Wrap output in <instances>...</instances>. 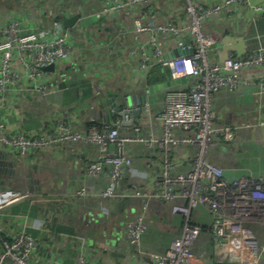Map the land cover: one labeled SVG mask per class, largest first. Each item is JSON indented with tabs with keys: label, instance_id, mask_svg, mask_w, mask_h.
<instances>
[{
	"label": "built area",
	"instance_id": "obj_1",
	"mask_svg": "<svg viewBox=\"0 0 264 264\" xmlns=\"http://www.w3.org/2000/svg\"><path fill=\"white\" fill-rule=\"evenodd\" d=\"M156 1L102 0L89 16L113 18V25L119 29L117 34L106 37V45L111 46L108 51L117 57H136V68L145 77L141 93L148 84L146 75L155 65L169 71L168 79L177 80L164 88L157 110L151 111L154 104L147 99L142 104L148 124L152 117L159 120L158 132L144 135L140 122L117 112H113L117 116L110 122L91 125L84 132L63 120L35 136L7 129L2 114L5 104L30 91H44L42 67L68 60L73 49L87 40L81 33L73 40L72 34L78 21L82 18L84 23L88 18L87 13L81 17L79 13L69 29L63 26V18L40 10L43 12L39 14H15L0 23V148L24 157L32 150L62 142L83 140L95 144L96 154L85 167L89 175L107 173V183L99 193L102 199L161 200L170 204L172 212L183 216L179 235L163 251L146 254L149 264H192L196 242L205 233L224 264H259L264 239L258 242L253 225H260L264 234V177L241 174L227 179L222 167L207 153L217 139L231 141L235 136L234 126L213 121V101L218 93L251 87L259 95L264 94V45L249 49L241 57L228 55L219 59L217 34L205 30L202 24L220 13L230 14L241 5L264 15V4L254 0H216L208 4L202 0ZM168 10L172 18H168ZM129 36L131 40H127ZM112 99L114 103L118 98ZM258 124L264 126V120ZM129 144L145 146L143 168L133 165L127 152ZM178 147L184 151L177 154ZM179 164L184 165L183 169H176ZM125 173L147 182L149 190L139 191L135 183L119 190L118 182ZM84 193L83 187L76 191L78 195ZM33 195L29 189L2 186L0 211ZM199 206L207 208L209 222L191 220L192 211ZM101 208L107 211L104 205ZM38 222L42 224V220ZM146 227L143 213L127 221L126 237L131 249L140 251ZM26 228L18 225L4 235L0 224V264H96L80 233L66 235L69 241H77L76 258L69 262L53 251L48 257L38 252V242Z\"/></svg>",
	"mask_w": 264,
	"mask_h": 264
},
{
	"label": "crops",
	"instance_id": "obj_2",
	"mask_svg": "<svg viewBox=\"0 0 264 264\" xmlns=\"http://www.w3.org/2000/svg\"><path fill=\"white\" fill-rule=\"evenodd\" d=\"M160 0H157V4ZM211 3L216 0H202ZM264 4V0H254ZM38 2V3H37ZM37 3V4H36ZM102 0H2L0 23L15 14L48 12L64 18L74 13L88 16L86 22L78 21L72 31L73 40L81 33L86 43L75 47L68 60L55 64V71H45L41 82L42 92L30 91L17 101L6 103L2 111L4 123L11 132L25 136L39 135L52 129L59 120L69 121L81 131L92 124L110 122L108 118L110 97L141 90L144 74L136 68L135 56H115L108 51L106 37L118 33L113 18H93L89 15L101 6ZM43 10V11H40ZM168 13H171L168 10ZM36 14V15H37ZM119 16H124L119 14ZM173 14L168 18H172ZM205 30L217 34V57L243 56L249 49L264 45V15L243 5L230 14L205 20ZM131 36L127 40H131ZM118 39L114 40L117 43ZM148 74V73H147ZM147 76V75H146ZM151 111L161 105L157 93ZM214 123L231 124L235 136L231 141L217 139L208 150V158L218 163L227 179L248 174L264 177V94L246 87L237 91L222 90L214 98ZM133 120L142 124V134L158 132L160 122L137 115ZM248 124V126H247ZM97 146L83 140L62 142L45 149H36L24 157L15 151L0 148V187L29 189L34 195L0 211V224L4 235H9L18 225H25L38 242L37 251L48 257L53 251L65 261L76 258L77 241L64 238L78 232L86 240L87 252L96 264H149V252L163 251L182 229L183 216L171 211L165 201L143 197H116L102 199L100 191L107 183V173H86V164L96 154ZM184 150L178 147L177 154ZM127 152L133 165L144 167L145 146L129 144ZM177 165L176 169H183ZM135 183L139 191L149 190L147 182L125 173L118 189ZM85 188L83 195L76 194ZM101 205L106 207L102 212ZM143 213L147 223L141 239L140 251L131 249L126 237L127 221ZM193 222H209L207 208L199 206L190 215ZM42 220V224L38 222ZM38 226V227H37ZM258 242L264 234L260 225H253ZM197 249L192 264H224L222 255L215 253L209 235L205 233L196 242ZM205 251V253L202 252ZM259 264H264V253Z\"/></svg>",
	"mask_w": 264,
	"mask_h": 264
},
{
	"label": "water",
	"instance_id": "obj_3",
	"mask_svg": "<svg viewBox=\"0 0 264 264\" xmlns=\"http://www.w3.org/2000/svg\"><path fill=\"white\" fill-rule=\"evenodd\" d=\"M78 18H79V13H74L70 16L64 17L62 19V24L63 26L69 29H72L75 23L77 22ZM173 54H176V52H174ZM173 54H166L165 56L169 57L170 55H173ZM42 70L55 71V64L51 63L46 66H43ZM180 80H183V79L181 78L179 79V81ZM176 82L177 80H174V79H166L164 81L147 84L146 89H145L146 93H144L145 91L143 90H142V93L141 91L139 93L135 91L123 93V94H120L119 97H116L119 100L118 99L115 100L114 103H111V101L113 100L112 98H115V96L110 97V99L108 100L109 107L107 109L108 111L107 119L109 120L112 118L113 112H117V114L120 116L128 115L131 119H133L138 114L141 116H144L146 112L142 108V104L146 101V99L149 102H151V100L154 99V97L156 96L155 94H157V91H159V93L162 96L164 94V88L169 85L176 84ZM155 102L156 100H153L152 104H155ZM0 166L2 167L3 164H0Z\"/></svg>",
	"mask_w": 264,
	"mask_h": 264
},
{
	"label": "trees",
	"instance_id": "obj_4",
	"mask_svg": "<svg viewBox=\"0 0 264 264\" xmlns=\"http://www.w3.org/2000/svg\"><path fill=\"white\" fill-rule=\"evenodd\" d=\"M87 19L85 20V22ZM170 78L169 71H167L164 67H160L159 65L153 66L147 74V83H156L160 81H164ZM92 125H100V124H92ZM66 238V237H64Z\"/></svg>",
	"mask_w": 264,
	"mask_h": 264
},
{
	"label": "rangeland",
	"instance_id": "obj_5",
	"mask_svg": "<svg viewBox=\"0 0 264 264\" xmlns=\"http://www.w3.org/2000/svg\"><path fill=\"white\" fill-rule=\"evenodd\" d=\"M1 1H2V0H0V2H1ZM37 3H38V2H37ZM37 3H36V4H37ZM251 10H252V9H251ZM47 13H48V12H47ZM32 14H35V11H34Z\"/></svg>",
	"mask_w": 264,
	"mask_h": 264
}]
</instances>
